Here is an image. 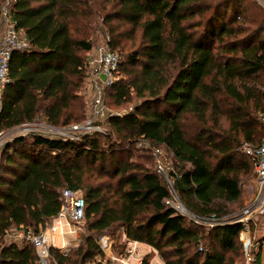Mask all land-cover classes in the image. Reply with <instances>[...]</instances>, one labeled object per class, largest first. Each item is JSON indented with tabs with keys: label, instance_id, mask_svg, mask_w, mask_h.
Wrapping results in <instances>:
<instances>
[{
	"label": "trees",
	"instance_id": "obj_1",
	"mask_svg": "<svg viewBox=\"0 0 264 264\" xmlns=\"http://www.w3.org/2000/svg\"><path fill=\"white\" fill-rule=\"evenodd\" d=\"M11 3L15 29L29 48L11 56L0 133L38 116L55 128L83 121L80 93L89 74L83 53L93 43L81 29L93 14L91 0ZM244 3L251 1L112 0L105 20L138 29L141 43L123 56L109 35V49L122 62L106 104L140 103L108 125L128 152L135 145V152L160 147L170 153L172 190L156 172L116 156L112 147L102 150L98 134L76 141L16 136L0 152V264H38L29 241L16 244L7 235L12 229L39 234L59 212L63 189L83 190L89 234L67 257L50 248L47 264L102 259L94 239L112 238L118 229L128 241L151 247L164 264H243L240 224L230 216L254 175L240 147L264 141V10L256 4L261 11L249 12ZM140 141L147 148H138ZM96 165L100 177L116 181L86 184ZM173 196L188 216L170 205ZM255 242L259 264L264 241ZM140 264H150V255Z\"/></svg>",
	"mask_w": 264,
	"mask_h": 264
},
{
	"label": "built area",
	"instance_id": "obj_2",
	"mask_svg": "<svg viewBox=\"0 0 264 264\" xmlns=\"http://www.w3.org/2000/svg\"><path fill=\"white\" fill-rule=\"evenodd\" d=\"M256 1L264 10V0ZM11 5L10 1L5 0L0 12V107L4 90L9 83L8 73L11 56L14 53L25 52L29 48L26 39L15 29V24L11 18ZM121 62L122 55L109 49V37L106 36L103 43L96 49L93 59L88 62L89 74L87 84L90 90L87 91L89 115L86 120L82 124L70 125L68 129H61L59 131L57 130L60 128L48 125L47 130L54 135L57 134L55 135L56 138L76 141L86 135L103 133L102 126L107 125L110 117H122L124 114H107L106 107V91L119 80L118 68ZM262 122H264V119H262ZM28 125L30 124H24L21 127ZM14 129L6 133H0V152L7 143L8 135ZM143 144L140 141L137 146L140 148ZM240 150L251 161L254 175V192L241 210V215L231 221V223L240 224L238 236L243 248V264H254L255 257L252 254V249L257 245V242H252L250 235L259 231L256 218L264 217V141L256 147L242 144ZM151 153L155 158L157 173L160 176L165 174V180L172 190V179L169 176V172L165 173L160 157L162 148H152ZM172 202L173 200L170 202V205L177 213L185 216L189 215L179 201L177 204H172ZM84 209V200L78 193L63 189L60 191V210L52 218L50 226H47L48 224L45 226V228L49 227L48 230L51 231V235L44 233L42 230L39 234L34 235L29 232L25 233L12 229L7 235V239L16 244H20L22 241H29L35 248L38 264H47L50 248L58 250L60 255L67 257L69 255V243L62 241L60 247L63 250H59L53 243L52 235L58 233L62 240L67 235H76L77 231H80V225L84 219ZM94 241L100 249L102 256L106 258V260L104 258L99 260L100 264H109L108 262L127 264L128 260L114 258L113 247L115 243L113 239L103 235L94 239ZM134 251L135 242L131 241L127 247V252L128 254H132Z\"/></svg>",
	"mask_w": 264,
	"mask_h": 264
},
{
	"label": "rangeland",
	"instance_id": "obj_3",
	"mask_svg": "<svg viewBox=\"0 0 264 264\" xmlns=\"http://www.w3.org/2000/svg\"><path fill=\"white\" fill-rule=\"evenodd\" d=\"M6 1L11 2V0H6ZM250 1H251V3H247V4L244 3L242 5V7L246 8V10L249 12L258 11L259 8L257 7V5L260 6L258 4V2L256 0H250ZM90 6L92 8L93 14L91 15L90 19L87 20V21H89V23H86V22L83 23L84 27L81 29L83 34L86 37H88V39H91L92 43H93L92 50L88 54L83 53V56L86 58V60H88V62L93 59V57L95 56L96 49L99 47V45H101L103 43L106 36L110 37L109 35H111V34H112L111 36L114 38V40L118 43L116 50L119 51L123 56H126L127 54L136 50L139 47V45L141 43V33L138 29L132 28L130 25H126V24H124V23H122V22H120L114 18H111V21H109V22H107L105 20V18L109 17L110 14L112 13V0H91ZM260 11L261 10L259 9V12ZM74 35L77 37V34H74ZM86 82H88V81L85 80V83L82 84V89H81V93H80L81 99L85 105L84 120L79 122V123H71L70 125L82 124L86 120L87 116L89 115L87 91L90 90V87L88 89V84ZM139 103H140V100L133 99L128 104H124L121 106H115L112 103V101L110 100L108 102V104H106L107 114L130 113L134 110V106L138 105ZM69 126L64 127V128H60L57 131H59L61 129H68ZM48 127L49 126L46 124V122L44 120H42V116H38V118L35 119V121L32 124L25 126V127L20 126L19 128L14 129V131L10 135H8L7 142L12 141V139L16 136H28V135H32V134H40L43 136L56 138L55 135H57V134L54 135L53 133L49 132L47 130ZM102 129L104 131L103 133L102 132L96 133V134H98V136L100 138L102 150L107 151L110 149L109 147H112L117 152L116 156L121 155V157H123V159L127 158L129 162H137L138 164H141L145 169H148L151 172L157 173L156 168H155V163H156L155 158L152 156L151 151L149 153H146L143 151L135 152L133 150L134 149L136 150V146L132 145V148L130 149L132 151L128 152V150L126 149V146H125L126 145L125 142L120 137H118L117 135H115L111 131L108 123H107V125L102 126ZM140 148H147V145L143 144L142 147H140ZM160 157H161V159H162L161 161L163 162V165H164L165 173L172 172V170H174V163H173L172 156L170 155V153L165 151L164 149H162V154L160 155ZM240 158L242 160H244V157L242 154H240ZM113 162H116V161L113 160ZM97 166L98 165H96L94 167L95 168L94 175L92 177H89L86 180V184L97 185L100 183L105 184L107 182L108 183H110V182L114 183L116 181V177L112 178V179L105 177V176L100 177L98 174V167ZM160 177L162 178L163 182L165 183L164 185H166L167 188L171 192V186L165 180V174L161 175ZM253 183H254L253 178H251V179L247 180L242 185L241 199H240L239 204L234 207V213L230 216L231 221H233L235 218H237L241 215V210L244 208L245 204L251 198V196L254 192V184ZM79 194H84L83 190H81L79 192ZM177 202H178L177 197L173 196L172 204H177ZM256 221H257V227H258L259 231L257 233H251L250 238H251L252 242L258 241V240L264 241V217H257ZM51 223H52V220L48 223L47 226H50ZM199 223L206 226V227L211 225L210 222H208V221H205V222L202 221ZM48 228L49 227L43 228L42 231L48 235H51V233H50L51 231L48 230ZM86 234H89V233L86 231L85 226H84V222H83V224L80 225V231H77L76 235H74V234L67 235L62 240V238L58 235V233H54L52 235V238H53V243L55 244V246L57 248H59V250H63L60 247L62 241L68 242L70 245L69 246V253H70L73 250H75L77 248V246L80 244L81 236L86 235ZM104 236L109 237V235H104ZM111 239H113V241L115 243V245H114L115 250H114V255H113L114 258H116V259L120 258V259L128 260L127 264H139L140 263V259L143 258L142 254L137 252L136 249L134 252H132V254H128L127 249H126L127 245H123V243L121 242V240H123V236L121 235L120 229H118L115 232L114 236ZM120 243H122V244L120 245ZM103 258L106 260V258L104 256H103ZM152 259H153V256H150V262ZM99 260H101V259L96 258L94 261L86 262L85 264H97V262ZM243 262H244V259H243ZM108 263L109 264H121L119 262H108ZM48 264H53V263L51 260H49ZM259 264H264V257L263 256H259Z\"/></svg>",
	"mask_w": 264,
	"mask_h": 264
},
{
	"label": "crops",
	"instance_id": "obj_4",
	"mask_svg": "<svg viewBox=\"0 0 264 264\" xmlns=\"http://www.w3.org/2000/svg\"><path fill=\"white\" fill-rule=\"evenodd\" d=\"M121 235L123 236V240H121V242L123 243V245H127V247H128V245L130 244L131 241H128L122 233H121ZM122 243H120V245ZM135 249L137 250V252L142 254V257H145L147 255L153 256V259L151 260L150 264H164L162 262V260L159 258L158 254L151 247H149L145 244L135 242ZM114 250L115 249L113 247V254H114ZM141 260L142 259H140V263H141Z\"/></svg>",
	"mask_w": 264,
	"mask_h": 264
},
{
	"label": "bare ground",
	"instance_id": "obj_5",
	"mask_svg": "<svg viewBox=\"0 0 264 264\" xmlns=\"http://www.w3.org/2000/svg\"><path fill=\"white\" fill-rule=\"evenodd\" d=\"M109 254V253H108Z\"/></svg>",
	"mask_w": 264,
	"mask_h": 264
}]
</instances>
